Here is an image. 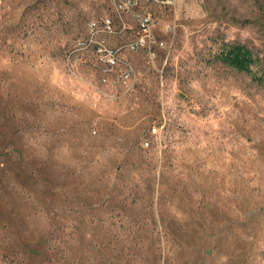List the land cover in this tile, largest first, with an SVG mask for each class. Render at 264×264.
<instances>
[{"label": "rangeland", "instance_id": "obj_1", "mask_svg": "<svg viewBox=\"0 0 264 264\" xmlns=\"http://www.w3.org/2000/svg\"><path fill=\"white\" fill-rule=\"evenodd\" d=\"M0 264H264V0H3Z\"/></svg>", "mask_w": 264, "mask_h": 264}, {"label": "built area", "instance_id": "obj_2", "mask_svg": "<svg viewBox=\"0 0 264 264\" xmlns=\"http://www.w3.org/2000/svg\"><path fill=\"white\" fill-rule=\"evenodd\" d=\"M3 0H0V4ZM138 1H141L143 3L146 4H169L170 0H119L120 3V9L122 10H127L130 11L134 6L137 5ZM151 26V19L148 16H145L143 14L138 16V39L136 40V42L132 43L130 45V49L132 51H137L139 50L140 47H142L143 45V41L144 40H150V33H149V28ZM95 28V24L91 23V25H89V29L90 31H93ZM107 28L110 29V25H107ZM99 53L101 56V60L106 64V66H109L111 69L114 68L112 66H110L109 61H106V50L103 48H99ZM115 54V53H113ZM151 134L154 135L155 134V128H153L151 130ZM144 146L148 147L150 144L148 143V141H144Z\"/></svg>", "mask_w": 264, "mask_h": 264}, {"label": "trees", "instance_id": "obj_3", "mask_svg": "<svg viewBox=\"0 0 264 264\" xmlns=\"http://www.w3.org/2000/svg\"><path fill=\"white\" fill-rule=\"evenodd\" d=\"M222 60L229 66L239 71L249 72L252 62V53L249 49L240 44L223 46Z\"/></svg>", "mask_w": 264, "mask_h": 264}, {"label": "bare ground", "instance_id": "obj_4", "mask_svg": "<svg viewBox=\"0 0 264 264\" xmlns=\"http://www.w3.org/2000/svg\"><path fill=\"white\" fill-rule=\"evenodd\" d=\"M147 41H148V40H147ZM144 43H146V40L143 41V44H144ZM156 130H157V128L155 129V133H156Z\"/></svg>", "mask_w": 264, "mask_h": 264}]
</instances>
